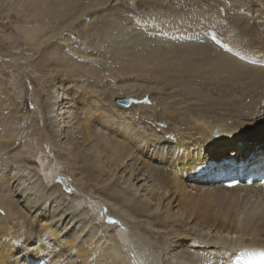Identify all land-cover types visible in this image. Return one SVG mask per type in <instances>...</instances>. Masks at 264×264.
<instances>
[{"label":"bare ground","instance_id":"obj_1","mask_svg":"<svg viewBox=\"0 0 264 264\" xmlns=\"http://www.w3.org/2000/svg\"><path fill=\"white\" fill-rule=\"evenodd\" d=\"M263 1L260 3L264 4ZM69 3L68 0V5ZM59 5L57 7L60 10H63L62 8L66 6L63 3L59 8ZM87 7L66 19L64 25L62 23V27L58 31L48 32L42 38L40 35V39L36 36L35 31L27 32L26 30L23 35L32 44L31 46L34 50L43 47L44 44L50 41H60V35L64 33L63 31L65 29L70 30L71 28L68 27H72L73 23L78 22V19H82L81 16L84 15ZM93 7H100V3L93 4L88 9H93ZM23 10L25 9L23 8ZM20 13L19 15L22 16L24 11L22 12L23 14ZM58 13L55 15L61 17ZM86 13L88 14V12ZM241 23L244 24L243 22ZM196 24L192 28L193 30H200V32L196 30L197 32L193 33H196L197 37L201 38L202 43L205 44L206 38L201 37L204 35L201 31V27L204 25ZM252 26L254 27V25ZM17 27L19 29V26ZM17 27L14 25L13 29H17ZM22 27L24 28L25 26L22 25ZM38 27L36 26L35 28L38 30ZM83 28H85L84 24ZM218 28L220 27L218 26ZM135 29L136 27L132 30ZM184 29L186 28L184 27ZM169 30L173 29L171 27L165 28V31ZM249 30L248 32H250ZM178 33H180V37L183 36L186 39L184 41L179 40L178 46L185 47L188 44L201 45V43L198 44L187 40L186 36H190L192 32L188 33L187 30H180ZM138 34L140 35L141 31L140 33L138 31ZM154 34L156 33H152V37ZM132 35L131 40L132 38L137 39V37H134L135 35L133 37ZM210 35L212 36V34ZM122 38L125 41L127 38L130 39L129 37L124 39V36ZM154 40L157 43L158 41L168 43V41H163L162 39ZM61 41L64 42L65 40ZM160 42L158 44H163ZM208 42L209 40L206 43ZM243 42L245 43V41ZM127 43H125V46ZM240 44L242 43L240 42ZM215 45L217 44L215 43ZM229 45H231V41ZM169 46L170 48L167 47L170 50L173 44ZM136 48L134 49L136 50ZM157 48L160 49L161 47ZM168 48H166L167 51H169ZM231 48L229 47L228 50ZM163 49L164 53L166 51L165 47ZM191 49L193 48L191 47ZM202 49L204 50V48ZM137 50H139V47ZM212 50L209 51L207 48L210 54L214 52L215 48ZM225 50L222 51L223 54L217 55V58L214 56L212 58L211 55L208 56L211 57L210 63L204 65L192 63L188 58L179 59L180 57H176L179 55L178 53H172L174 49L170 52L171 57L169 55L159 56L150 53V55H147L148 57L139 59V61H135L130 65L137 67L141 72L135 68L134 71H138L140 74L149 65L151 69L156 71L152 72V76L157 74L159 77L161 75L166 76L169 70H174L180 75V77H177L175 74L177 79L179 78L180 80L182 77L181 81L182 79H187L191 84L199 78H204L206 82L208 80L206 76H209L210 79L212 75L218 77L220 75L221 77L226 74L230 76V79L231 77L232 79H238L237 77L243 72L247 75L249 73L250 75L248 76L250 77H255V79L251 78L253 80H256V78L260 81L262 80L263 84V50L261 52L255 51V53L253 51L254 54L249 53V56L246 55V59L249 62L242 66L236 59H233V57H236L234 54L229 57V51L227 54ZM216 51L218 52V50ZM233 51L235 52V49ZM115 52L118 51L116 50ZM125 53L128 54L129 52ZM137 55L140 54L137 52ZM129 57L131 55L125 58L128 59ZM239 58L241 56L237 59L239 60ZM118 60L121 61L123 59ZM241 60L243 62L244 59ZM241 60L239 61L241 62ZM128 63L127 66H129ZM121 65H119V69L123 67L122 69L124 70L130 67ZM243 66H246V68ZM115 67L116 65L114 69ZM208 67H210L209 70L207 69ZM91 69L94 70V68ZM245 69L247 72L244 71ZM123 70L120 72L123 73ZM130 70L132 71L133 69ZM125 71L128 73V69ZM65 72H69V70H65ZM126 73L121 76L126 75ZM130 73L128 74H134L133 72ZM70 76H68V79L51 77L49 84H44L46 85H43L44 87L41 85L43 88L38 92V95L36 94L37 98L34 100L36 111L34 113L37 116V125L39 126L38 130H35V136L37 137L35 139L39 149L31 146L35 142L33 141L29 146H27L29 142H26V148L24 147L25 149L23 150L19 149L21 152L16 155H14V152L16 153L17 150L14 151L11 157L9 147L4 148L3 152H1L0 264H29L30 262L37 263V261H41L40 263L43 264H212L217 254V260L220 259L218 263L227 264L229 257L243 248L264 249V101L262 99L260 103L263 104L259 102L257 104L259 103L263 106L254 108L259 106V104L254 105L252 110L245 107L244 111L242 109H240L241 111L237 109L236 111H229L225 108L226 106L224 107L225 109H220L219 106H216L218 102L214 103L215 105L213 104L214 107L216 106L215 108H218L216 110L211 105L201 104L207 98L205 97L204 99L202 97L204 100L199 101L198 90L195 91L193 88L194 91H190V86H186V89L183 85L185 81H182L183 91L180 90L181 93L178 90L176 91L180 93L178 95L173 94L175 89L171 91V87L167 88L168 92H163L157 85L149 86L150 88H145L146 90H138L135 87L137 91L134 89L130 92L123 91V89L126 90L124 85V87L118 89L117 94L111 92L107 95H105L107 91L102 88H100L101 92L95 91L98 89V87H95L94 91H91L90 88L89 91L92 95L90 93L89 95L86 94V91V93H83V91L79 90L81 88L78 82L80 78L75 77L78 79L77 81L70 78ZM86 76L84 77L86 78ZM121 76L118 75V77ZM224 76L223 79L225 81L226 78ZM248 76L245 78L249 79ZM39 78L42 79L41 77ZM100 78L102 79L101 75ZM173 78H175L174 75ZM245 78L242 79L244 80ZM251 79L249 80L251 81ZM148 81L151 82V79ZM216 81L214 79L213 83ZM260 81L258 82L261 83ZM164 82L162 83L165 85L169 81ZM84 83L86 82L84 81ZM84 83H81L82 86ZM169 83L167 85H170ZM249 83L251 85V82ZM95 84L98 85V83ZM200 84L202 83L200 82ZM179 85L181 83L179 84L178 82ZM204 85L206 84L204 83ZM237 85L235 84L236 87ZM126 86L129 87V85ZM133 86H137V83ZM166 87L163 89L166 90ZM236 87L235 89H238ZM240 87L243 89V86ZM225 88L227 91L228 87ZM261 88L263 89L264 87ZM253 90L256 91V89ZM159 91L162 93L161 97L157 96L160 95L158 94ZM213 91H215V88ZM262 91H259V96L257 95V97H261L260 92ZM234 92L236 91L234 90ZM252 94L254 93L252 92ZM179 95L181 99L176 100ZM205 95L202 94V96ZM241 95L240 93V97H243ZM261 95L264 96V93ZM130 96L137 97L136 100L139 102L137 107L123 108L115 101L123 98L131 100ZM106 100L107 102L109 101L108 105ZM229 100H232V98H229ZM229 102L225 100L226 105ZM240 102L241 100L238 101V103ZM222 105L223 103L220 106L222 107ZM18 117H14L16 120L14 124H16ZM190 121L192 125L184 124ZM176 122H178V125ZM5 125L9 126L11 124ZM14 128L12 129L13 131H15ZM8 134V131L4 135L1 133L0 137L3 139V136ZM7 138L5 140L8 142L12 141V137L9 138L8 136ZM5 140L3 139L2 141L5 142ZM7 145L12 147L13 144ZM12 149H15V147ZM38 153H40V156L37 155ZM237 153L239 155L238 158L227 160L220 158L226 155L230 157ZM206 160H208L207 165L198 166L205 163ZM62 164H65L63 166L68 165L71 167L70 172L67 169L70 174L65 172L66 169L62 168ZM226 171L230 173L229 178L225 177L224 173ZM238 172L244 173L241 183L239 181L240 176L236 175ZM63 175H71L74 178L75 189L72 190L71 180L69 181ZM75 176L80 177L75 179ZM234 178L238 179L235 180ZM79 181L80 183H78ZM67 190L70 193L66 195L63 192ZM110 219L116 221V223H109ZM211 233L212 235L210 236ZM196 237L201 238L200 243L195 242ZM198 252H202V255Z\"/></svg>","mask_w":264,"mask_h":264},{"label":"rangeland","instance_id":"obj_2","mask_svg":"<svg viewBox=\"0 0 264 264\" xmlns=\"http://www.w3.org/2000/svg\"><path fill=\"white\" fill-rule=\"evenodd\" d=\"M0 1L5 3V4L8 2L6 5L0 2V41H1L0 42V77H1L0 78V136H1V133H3V135H4V134H7V131H8V133H9L8 135H5V136L2 135L3 139L5 140L8 136H9V138L12 137L11 138L12 141L10 140L11 142L7 141L8 138L4 142V141H2L3 140L2 137H0V149L3 148L2 150H0V153L3 152L4 148L9 147L10 148V150H9L10 157L12 156L14 151L17 150L16 153L14 152V155H16L17 153L21 152L20 150L25 149L28 142H29V144L27 146H29L33 141H35L32 143L33 145L31 144V146L32 147L34 146L35 149L36 148L39 149L38 143L35 139V137H36L35 133L38 130L39 125H37V119H36L37 116L34 113L36 111V106L34 105L35 104L34 100L37 98L38 92L41 90V88L46 86L47 83L49 84V82L51 81V79L53 77L54 78L68 79L69 78L68 76L71 75L70 78L75 79L77 81H78V79H76V78H80L81 80L79 79V81H78L81 85V88H82V89L81 88L79 89L80 91H83V93L87 92L86 94H89V93L91 94V92L89 91L90 88H91V91H94L95 87H98V89L96 88L97 90H95V91H100V88H102V89H104V91H107L106 94H105V92H103V94H105V95H107L108 93H111V92H113L114 94L116 92L118 93V89L124 87V85H125L124 88H126V90L123 89V91H127V92L133 91L136 88L138 90H143V89L146 90L147 88H150L151 86H156V85L158 88L161 89V91L168 92L167 88L171 87V91L175 89L173 94L178 95L181 93L180 90L183 91L182 81H185L183 85L186 89H187V87L190 86L192 89V90L190 89V91H194V90L197 91L198 90L197 95L199 96L198 97L199 101H203L205 99V97L207 98L205 100V101H207V103H205V101H203V103H201V104H207L206 106L211 105V107H214L213 104L218 102V103H216L217 104L216 106H219L220 109L226 108L229 111H232V110L236 111V109L239 111H241L240 109H242L244 111L245 107L248 108L249 110H252L254 108H258V107L263 106L260 104H263L264 102L263 103H260V102H262L261 99L264 101V96L261 95L264 93V91H262V90H264V88L263 89L261 88V87H264V80H263V84L261 82L262 80L260 81L257 78H256L257 81L253 80V79H255V77L248 76V75H250L249 73L247 75L246 73L243 72L242 73L243 75L240 74V76L237 77L238 79H236V78L232 79V77H231L232 82H231L230 76L226 75V74H223L221 77H220V75H219V77L216 75H215L216 77L212 75L213 78L210 77V79H209V76H206L209 81L207 80L205 82L204 78H201V79L199 78L197 81L192 83V84H194L192 86V84L190 82H188L187 79H182V81H181L182 77L180 78V80H179V78L177 79V77H180V75H178L176 73V71H174V70L167 71V74H166L167 77L163 76V75H161L159 77V75H157V74L156 75L154 74L152 76V74L156 71L154 69H151V67L149 65L147 68L149 70L145 69V71L142 72L141 74L139 73L141 71L138 70L137 67H132L133 65L132 66L130 65L131 63H133L135 61H139V59L141 60L142 58L148 57L147 55L148 54L150 55V53L154 54V55H159V56H167V55L170 56L171 55L170 52H172L173 49H174V51L172 53H178L179 55L176 57H178V58L180 57L179 59L184 60V58H188L192 63H200L201 65L202 64L204 65L206 63H210L211 57H208V56L211 55L212 58H213V56L217 58V55L223 54L222 51L226 49L225 51H227V54L229 51L228 56L230 55L229 57H231L234 54V56H236V57H233V59H236V61L238 63H241V66H242L245 63L249 62L248 59H246L247 56H249L250 54H254L255 51L256 52H261V50L264 51V42H263L264 41V29H261V28H264V27H262V26H264V22H263L264 21V16H263L264 15V4L260 3L263 0H261V1H257V0H69L70 6L68 5V0H17L18 3L17 2L15 3L16 0H12V1L11 0H4V1L0 0ZM72 1H73V3H72ZM75 1H76V3H75ZM11 2H13V3L11 4ZM60 3H62V4L64 3L66 5L62 8L63 10H60L57 7V5H59ZM96 3H100V7H97V8L93 7L94 10L92 8L90 10L88 9L93 4L95 5ZM62 4L59 5V8L62 6ZM71 4H73L74 6L72 5V7H71ZM85 5L88 7H87V10L85 9L84 15L81 16L82 19H78V22L76 21L75 23H73L72 27H68V28H71L70 30L68 29L69 31L65 29L63 31L64 33H62V35H60L61 40H65L64 42L61 40L60 41L55 40L53 42L50 41L49 43L44 44L43 47H41L37 50H34V48H32V46H31L32 44L27 39H25V36L23 35V33L26 32V30H27V32L35 31V34L38 37V39H40V37L42 38L44 35L48 34V32L50 33L53 31H58V29H60V27H62L61 26L62 23L64 25L66 19L76 15L77 12L79 13V11L84 10V8H86ZM19 6H21L22 8ZM20 8L22 9V12L24 11V14L21 12ZM23 8L25 10H23ZM18 9H20V10L18 11ZM20 12L23 14L22 16L19 15ZM57 12L60 13V14L58 13V15L59 16L61 15V17L56 16ZM86 12H88V14ZM62 17H64V18H62ZM235 17H236V20H235ZM240 17L241 18L245 17V18L241 19ZM250 18H251V20H250ZM247 19H248V21H247ZM261 19H262V21H261ZM182 20L184 23L181 22ZM243 20H246V21H243ZM258 20L261 22H259ZM241 22H243L244 24H242ZM252 22H253V24H252ZM82 23L84 24L85 28H83ZM211 23L214 24L215 27H217L216 29L218 30V33H217V30L214 29L215 28V27H213L214 25H212ZM179 24H181V25H179ZM195 24L196 25H199V24L204 25L201 27L202 28L201 31L204 34L201 37L206 38L205 44L202 43L201 38L197 37L196 33H193L197 30V29L193 30V28H192L193 25H195ZM209 24H211V25H209ZM246 24H247L248 28L246 27ZM14 25H15V27L19 26V29L17 27V29L14 28L15 29L14 30L13 29ZM22 25L25 27L23 28ZM217 25L220 28H218ZM252 25H254V27ZM259 25H262V26H259ZM36 26H39L38 30L35 28ZM90 26H92V27H90ZM134 26L136 27V29L132 30L135 28ZM174 26H176V27H174ZM255 26H256V28H255ZM40 27L42 30L40 29ZM128 27H130V28L133 27V28L130 29ZM169 27H171V29H173V30L165 31V28H169ZM184 27L186 29H184ZM30 28H31V30H30ZM86 28L88 29L89 32L87 31ZM126 28H127V30L129 29L128 32H127V30H125ZM249 28H251V29L249 30ZM120 29H121V31H120ZM101 30L104 31V33H102ZM116 30H118V31H116ZM136 30H137V32H136ZM154 30H155V32H153ZM180 30H187L188 33L192 32L190 34V36H186L187 40L194 41V43H198V44L201 43V45H194V44L190 45V44H188V46L186 45L187 47L186 46L185 47L178 46L179 40H182V41L186 40L185 37H183V36L180 37V33H178V32H180ZM243 30L244 31L246 30V31L244 32ZM248 30L251 33L248 32ZM66 31H68V32H66ZM119 31L124 36V39H126L127 37H129L130 39L127 38L126 41L123 40V38H122L123 36L121 34H119L120 33ZM138 31H139V33L141 31L140 35L138 34ZM142 31L143 32L146 31V32H144V34H143ZM197 31L200 32V30H197ZM259 31H261L262 33L261 32L259 33ZM164 32H166V33H164ZM242 32H244V33H242ZM253 32H254V34H253ZM124 33H126V34H124ZM131 33L132 34L134 33L135 36L132 35ZM152 33L158 34V35L154 34L157 38L154 35L152 37ZM213 33H214L215 38L213 37ZM37 34H39V35H37ZM110 34L112 35L111 37H110ZM176 34H178V35H176ZM210 34H212V36ZM131 35H132V37L133 36L137 37V39L132 38V40H131ZM136 35H138V36H136ZM193 35H196V36H193ZM260 35H262V36H260ZM21 36L23 39L21 38ZM144 37H146V38H144ZM95 38H96V40H95ZM150 38H152V39L149 40ZM225 38L227 39V42H229V43L226 42ZM120 39H121V41H120ZM154 39H159V40L162 39L163 41H168L169 44L162 42V41L161 42L158 41V43L160 42L163 44H158L157 41H155ZM217 39H219V40H217ZM252 39H255V40H252ZM129 40L131 41V44H130ZM207 40H209L208 43H206ZM7 41H8V43H7ZM153 41H154V43H153ZM212 41H216V42L213 43ZM230 41H231V45H229ZM243 41H245V43ZM26 42H28L30 44L27 43V46H26ZM121 42H122V44H120ZM124 42L125 43L128 42L126 44V46H125ZM132 42H133V44H132ZM210 42L214 45L212 46V44ZM236 42H238V43H236ZM240 42L242 44H240ZM190 43H192V42H190ZM215 43L218 46L215 45ZM232 43H234L235 46H234V44L232 46ZM257 43H258V45H257ZM147 44L148 45L151 44V45L148 46ZM155 44L158 46H156ZM170 44H173V47H171V49H170L171 51L169 50ZM206 44H208V45H206ZM131 45L132 46L136 45L135 46V47H137L136 50L139 47V50H137V52L140 55H137V52L134 49L135 47H132ZM262 45H263V47H262ZM205 46H207L206 49H205ZM210 46H212L213 48ZM252 46L253 47L255 46V47L253 48ZM130 47H132L133 49L132 48L130 49ZM146 47H148V48H146ZM154 47H156V48H154ZM157 47H159V48L161 47V48L158 49ZM164 47L166 50V51H164L165 54L163 53ZM191 47L193 49H191ZM217 47H218V49H217ZM229 47L230 48L232 47L233 49H235V52L233 51L232 48H231L232 51L230 52L231 49L228 50ZM237 47L240 49H238ZM166 48H168L169 51H167ZM202 48H204V50ZM207 48L209 51H211L212 49L214 50V48H215V50L213 53L211 52V54H210V52L207 51ZM221 48H222V50H221ZM23 49H25V50H23ZM116 50L118 52L120 51L119 54H118V52H115ZM130 50L132 51V53ZM151 50H152V52H151ZM216 50H218V52ZM134 51L136 52V55H135ZM141 51H142V54H141ZM253 51H254V53H253ZM125 52H129L128 53L129 55ZM158 52H160L162 54H160ZM236 52H238V53H236ZM84 53H86V54H84ZM133 53H134V55H133ZM235 53H236V55H235ZM58 54H59V56H58ZM201 54H203V55H201ZM206 54H207V56H206ZM130 55H131V57H129L128 59L125 58L126 56H130ZM136 56L138 57L137 59H136ZM239 56H241V58H239V60L244 59L243 62H242V60L240 62L237 59ZM118 59H123L124 61L121 60L122 61L121 62ZM129 59H131V60H129ZM132 59H133V61H132ZM208 60H209V62H208ZM245 60H247V61L245 62ZM129 61H131V62H129ZM127 63L129 64L130 67L127 66ZM118 64L121 66L125 65L124 67H129L130 69H133L132 71L129 68H125L123 70L122 69L123 67H121V69L123 70V73H126L127 71H125V70L128 69L129 74H131L130 72L134 73V74H132L133 76L129 75L128 73H126V75H124V76H121V75H123V73H121L122 70L119 69L120 66ZM115 65H116V67L114 69ZM243 67L246 68V66H243ZM91 68H94V70L95 69L96 70L94 71ZM116 68H118L119 72L120 71L121 72L119 73L118 69L116 70ZM134 68L137 69L139 72L134 71L135 70ZM209 68L210 67H208L207 69L209 70ZM65 70L66 71L69 70V72H65ZM90 70H92V71H90ZM56 71H58V72H56ZM84 71H86V72H84ZM89 71H90V73H89ZM244 71L247 72L246 69ZM106 72H107V74H106ZM135 72H137V73H135ZM145 72H147L148 74ZM150 72H151V74H150ZM97 73H98V75H96ZM115 73H117V74H115ZM93 74L95 76L92 77L91 75H93ZM99 74L101 75L102 79L100 78ZM127 74H128V76H127ZM138 74L143 79L141 77H139ZM144 74H145V76H144ZM175 74L177 75V77L175 76ZM118 75H120L121 77H118ZM173 75L176 79L173 78ZM224 75H226V76H224ZM38 76L41 77L42 79H40ZM84 76H86V78ZM89 76H91V77H89ZM147 76L148 77L150 76V77L148 78ZM223 76H224V78H226L225 81L223 79ZM246 76H248L249 79H251V78H253V79H251V81H250L248 78L247 79L245 78ZM87 77H89V78H87ZM116 77L119 79H117ZM146 77H147V79L145 80ZM48 78H50V79H48ZM97 78H99L98 79L99 81L97 80ZM105 78H106V80H105ZM171 78H173V79H171ZM242 78H245V79L243 80ZM150 79H151V82L148 81ZM169 79H171V80H169ZM214 79H215V81L217 80L219 83L217 81L215 83H213ZM44 80H45V82H44ZM107 80L109 83L107 82ZM174 80H175V82H174ZM210 80H211V82H210ZM84 81L86 83H84ZM92 81H93V83H91ZM164 81L165 82L169 81L170 83L169 82L168 83L170 85L172 83L173 84L170 86V85H167L168 84L167 83V84H165L167 86L166 87L162 83ZM241 81H242V83H241ZM247 81L251 82V85ZM254 81L256 84L254 83ZM258 81H260L261 83H259ZM94 82L98 83V85L101 82H103V83H101L102 85L100 84L98 86ZM176 82H177V84H176ZM178 82H179V84L181 83V85L178 86ZM198 82H199V84H200V82L202 84H200V86H199ZM203 82L206 85H204ZM229 82L231 83V85L233 84V86H235V84L236 85L238 84L239 86L238 85H237V87L235 86L238 89H235V87L231 86ZM235 82H237V83H235ZM243 82H244V84H243ZM81 83L82 84L84 83V85L86 84L87 86L85 85V87H84V85L82 86ZM132 83H133V85H135L137 83V86H133ZM151 83H153L154 85ZM44 84H46V85H44ZM107 84H108V86H107ZM116 84L117 85L120 84V85L117 86ZM139 84H140V86H138ZM141 84H143V85H141ZM195 84L198 86H196ZM223 84L224 85L226 84V86H224ZM247 84L249 85V87ZM253 84H255V85L253 86ZM41 85L42 86L44 85V86L42 87ZM91 85H94V86L91 87ZM109 85H111L112 87ZM126 85H129V87ZM161 85L162 86L164 85L166 87V90H164L165 87L163 86V88H164L163 89ZM221 85H222V87H221ZM246 85L248 88L246 87ZM104 86L107 88H105ZM132 86H133V88H132ZM230 86L233 88H231ZM240 86H243V89ZM204 87L206 88V90ZM212 87L215 88V91H213L214 88H212ZM225 87H228L227 91H226ZM193 88H194V90H193ZM219 88H220V90H219ZM222 88L224 91L222 90ZM245 88H246V90H245ZM106 89H109V90H106ZM137 89L135 91H137ZM253 89H256V91ZM177 90L180 93H177L176 92ZM234 90L236 92H234ZM251 90H253L252 92L255 95L252 94ZM161 91H159V93H158L160 95H157V96L161 97V95H162V93H160ZM199 91H200V93H199ZM259 91H262V92H260V96H261L260 98L257 97ZM206 92H209V93H206ZM211 92L213 93V95ZM255 92H257V93H255ZM240 93L242 94L241 96H243V97H240ZM134 94H136V92H134ZM202 94L203 95L206 94V95L202 96ZM219 94H220V96H219ZM237 94L239 97L236 96ZM215 96H216V98H215ZM202 97H204V99H202ZM229 98L230 99L232 98V100H229ZM257 98L260 100H258ZM107 99H109V97H107ZM130 99L132 101L130 102L129 107H132V106H133V108L137 107V105L139 103L138 100H136L137 97H131L130 96ZM179 99H181L180 95H179V97H177L176 100H179ZM213 99L214 100L216 99V101H214ZM219 99L222 100L223 102L222 101L220 102ZM224 99L227 102L230 101L228 103V105H226L227 103H225ZM198 100H196V101L199 102ZM240 100H241L242 104H241V102L238 103V101H240ZM232 101H235V102H232ZM243 101H244V103H243ZM106 102H107V100H106ZM108 102H107V105H108ZM257 102L260 103V104L258 103L259 106H256V105H258ZM209 103H211V104H209ZM222 103L224 106L222 105V107H221L220 105ZM12 105H14V106H12ZM254 105L256 107H254ZM250 107H251V109H250ZM215 109L217 110L218 108H215ZM13 115H15V116H13ZM14 117H18V119H19V120L17 119L16 124H14L16 121L14 119ZM34 121H35V124H34ZM10 122H12L14 125ZM191 123L192 122L190 121V122L184 123V124L192 125ZM5 124H11V125L6 126ZM176 124L178 125V122H176ZM3 125H5V126H3ZM12 125H13V127H12ZM5 127H6V129H5ZM9 127H11V128L9 129ZM14 127H16V128H14ZM13 128L18 133L13 131L12 130ZM31 131L33 132V134ZM21 133H23V134H21ZM32 135H34V136L32 137ZM4 137H6V138H4ZM13 139H14V141H13ZM31 139H33V140H31ZM15 141H16V143H15ZM7 144H13V145L11 147V145H7ZM14 147H15V149H12ZM17 147H19V148H17ZM37 155L40 156V153H38ZM1 156H2V153H1L0 157ZM238 157H239V155L237 153V154H234L233 156H230V157H227V155H226V156H222L220 158L223 160H227V159H234V158H238ZM38 158H40V157H38ZM220 158H217V159H220ZM213 160H216V159H213ZM207 162H208V160H206L205 163H202L198 166H205V165H207ZM49 164H51V163H49ZM63 165H65V164H62V168L66 169V171L65 170L64 171L68 172L67 169H69V172H70L71 167H69L68 165H67L68 167L63 166ZM69 172H68V174H70ZM63 176H66V175H63ZM66 177L68 178L69 181L71 180L70 183L72 184V190L75 189L74 178L71 177V175H68ZM75 177H76L75 179H79L80 176H75ZM234 179L236 180L238 178H234ZM78 183H80V181ZM63 193L67 195L70 192H68V190H67V191H64ZM90 212L93 213L91 210H90ZM211 235H212V233L210 234V236ZM195 239L194 240L196 243L201 242L200 237H196ZM198 253H201L200 255H202V252H198ZM217 255L214 257V263H212V264H220V263H218V261L220 259L217 260V258H216ZM40 262L41 261H38V264H41ZM29 264H34V262H30Z\"/></svg>","mask_w":264,"mask_h":264},{"label":"water","instance_id":"obj_3","mask_svg":"<svg viewBox=\"0 0 264 264\" xmlns=\"http://www.w3.org/2000/svg\"><path fill=\"white\" fill-rule=\"evenodd\" d=\"M117 102V104L121 107H128L130 105V102L131 100H129L128 98H123V99H118V100H115Z\"/></svg>","mask_w":264,"mask_h":264},{"label":"snow or ice","instance_id":"obj_4","mask_svg":"<svg viewBox=\"0 0 264 264\" xmlns=\"http://www.w3.org/2000/svg\"><path fill=\"white\" fill-rule=\"evenodd\" d=\"M69 191H71V190L69 189ZM108 222H109V223H116V221L111 220V219H110Z\"/></svg>","mask_w":264,"mask_h":264}]
</instances>
